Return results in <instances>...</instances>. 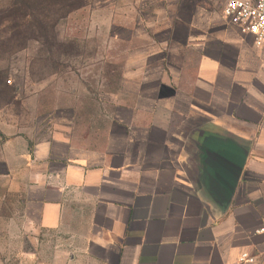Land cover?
I'll return each mask as SVG.
<instances>
[{
	"label": "crops",
	"instance_id": "1",
	"mask_svg": "<svg viewBox=\"0 0 264 264\" xmlns=\"http://www.w3.org/2000/svg\"><path fill=\"white\" fill-rule=\"evenodd\" d=\"M225 2L128 5L132 35L152 45L129 54L134 97L102 141L15 139L26 186L11 220L32 244L19 261L264 264V50Z\"/></svg>",
	"mask_w": 264,
	"mask_h": 264
},
{
	"label": "rangeland",
	"instance_id": "2",
	"mask_svg": "<svg viewBox=\"0 0 264 264\" xmlns=\"http://www.w3.org/2000/svg\"><path fill=\"white\" fill-rule=\"evenodd\" d=\"M36 1L0 0V264H24L19 260L32 249L29 235L16 233L21 224L11 220L22 209L26 186L15 139L65 129L75 141L98 132L101 142L119 101L130 107L134 97L125 86L127 73L141 59L129 54L152 45L138 42L129 24L137 11L128 5L145 0H64L58 6L46 0L43 18H23L18 9Z\"/></svg>",
	"mask_w": 264,
	"mask_h": 264
},
{
	"label": "built area",
	"instance_id": "3",
	"mask_svg": "<svg viewBox=\"0 0 264 264\" xmlns=\"http://www.w3.org/2000/svg\"><path fill=\"white\" fill-rule=\"evenodd\" d=\"M223 16L241 33L252 36L255 46L264 50V0H226ZM258 234H264V229ZM255 259L243 253L240 263L255 264Z\"/></svg>",
	"mask_w": 264,
	"mask_h": 264
},
{
	"label": "trees",
	"instance_id": "4",
	"mask_svg": "<svg viewBox=\"0 0 264 264\" xmlns=\"http://www.w3.org/2000/svg\"><path fill=\"white\" fill-rule=\"evenodd\" d=\"M66 1L49 0V2L53 3L55 6H58L60 3L61 4L65 3ZM45 4H46V0H37L36 2H33L31 4L29 2H26L21 6V8L18 9V11L24 10V16L22 14L23 18L32 17L33 19L39 21L44 16L42 11H44Z\"/></svg>",
	"mask_w": 264,
	"mask_h": 264
}]
</instances>
